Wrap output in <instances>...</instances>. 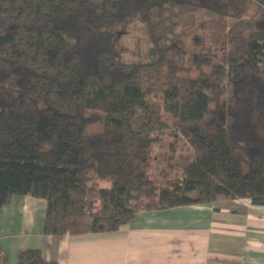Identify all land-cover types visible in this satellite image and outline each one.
<instances>
[{"label": "trees", "instance_id": "obj_1", "mask_svg": "<svg viewBox=\"0 0 264 264\" xmlns=\"http://www.w3.org/2000/svg\"><path fill=\"white\" fill-rule=\"evenodd\" d=\"M189 20L196 46L210 40L201 51L186 48ZM130 21L153 62L119 52ZM180 141L191 152L173 178ZM15 195L46 201L50 235L118 231L140 210L264 204V0H0V213ZM16 264L57 263L27 248Z\"/></svg>", "mask_w": 264, "mask_h": 264}, {"label": "crops", "instance_id": "obj_2", "mask_svg": "<svg viewBox=\"0 0 264 264\" xmlns=\"http://www.w3.org/2000/svg\"><path fill=\"white\" fill-rule=\"evenodd\" d=\"M46 201L13 196L0 213V247L10 264L40 249L57 264H264V204L249 198L140 210L114 232L44 233Z\"/></svg>", "mask_w": 264, "mask_h": 264}, {"label": "rangeland", "instance_id": "obj_3", "mask_svg": "<svg viewBox=\"0 0 264 264\" xmlns=\"http://www.w3.org/2000/svg\"><path fill=\"white\" fill-rule=\"evenodd\" d=\"M206 15L209 16V13L207 12L199 13V16L201 17L202 21L206 20ZM243 16H245V14ZM190 24H191V21L187 26L186 48L192 51H201L205 49L206 44L210 42V40L208 39V36H205L206 33L201 32V38H200L201 42L199 46H196L194 44V40L196 39V36H197L196 34L197 28L193 27ZM216 32H219V29ZM119 33H120L119 36L117 35L118 37L117 47L124 60L128 62L147 63V62H153L156 59V54L152 48L151 43L149 42L146 36L145 27L141 22L130 21L126 26H124L119 31ZM218 43L215 47L216 48V57H215L216 60H218L222 55L221 53L222 50H219ZM169 141H170L169 136L165 134L162 142H158L154 144L152 148L150 149L151 161L149 163V167L151 169H154L155 161H162L160 165L162 167L165 165V163L162 160V157L164 154L170 152ZM176 147H177V150L174 154L178 155L182 153V155L184 156L179 161L177 169H175V167H172V169H175L171 171L173 178L175 177L177 178L180 176L181 174L180 167L185 162V157L189 156L191 152L189 146L186 145V143H184L183 141L176 143ZM154 174L157 175V171H155ZM105 185L109 186V183H106ZM140 202L142 203L143 199Z\"/></svg>", "mask_w": 264, "mask_h": 264}]
</instances>
